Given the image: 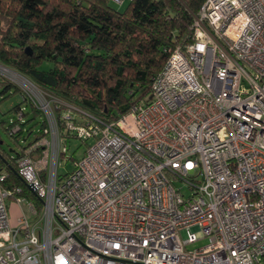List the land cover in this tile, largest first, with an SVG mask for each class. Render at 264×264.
<instances>
[{"label": "built area", "instance_id": "built-area-1", "mask_svg": "<svg viewBox=\"0 0 264 264\" xmlns=\"http://www.w3.org/2000/svg\"><path fill=\"white\" fill-rule=\"evenodd\" d=\"M192 26L148 100L99 126L65 115L91 143L64 174L52 100L5 75L49 138L17 162L39 213L16 198L10 222L0 173V264H264V0H204Z\"/></svg>", "mask_w": 264, "mask_h": 264}, {"label": "trees", "instance_id": "trees-1", "mask_svg": "<svg viewBox=\"0 0 264 264\" xmlns=\"http://www.w3.org/2000/svg\"><path fill=\"white\" fill-rule=\"evenodd\" d=\"M203 1L0 0V65L31 80L52 100L59 157H66L72 138L86 146L89 139L70 129L65 115L72 126H99L148 100L174 47L193 40V15ZM14 93L19 100L0 113L12 143L5 149L0 140L2 183L10 190L9 204L29 200L39 213L41 199L19 175L17 162L41 155L48 122L38 104L0 73V103ZM68 157L73 167L80 158Z\"/></svg>", "mask_w": 264, "mask_h": 264}, {"label": "rangeland", "instance_id": "rangeland-1", "mask_svg": "<svg viewBox=\"0 0 264 264\" xmlns=\"http://www.w3.org/2000/svg\"><path fill=\"white\" fill-rule=\"evenodd\" d=\"M114 4L117 7H121V5L118 3H114ZM8 69L9 70H7V72L5 74L4 73L5 70L3 71V69L0 68V73L10 77L13 80H15L16 77L23 76V75L17 73L16 71H13L10 68H8ZM18 100H19V94L18 93H14V94L10 95L8 98H6L5 100H3L0 103V113L2 114L3 112H5V110H7L9 107H11L13 104H15ZM0 140H2V145H3V148H5V149H7L10 144H12L10 138L5 134V132L3 131L1 126H0ZM90 143H91V139L87 141V144H90ZM86 147H87L86 144L82 143L81 140H79L77 138H72L70 140L69 146L67 147V154H66L67 156L66 157L62 156V158H60L61 164L58 167V173L64 174L66 170L70 171L73 168V164H72V160L68 156H71L73 154V156L75 158H79L83 154ZM182 190L185 194L189 193L187 186L183 185ZM8 210H9L10 222L12 224H14L15 223V217L18 214V207L13 201H11V203L8 206ZM206 242H207L206 237H202V238H198L197 240L188 243L186 245V247L188 249H193L195 247H198L200 245L205 244Z\"/></svg>", "mask_w": 264, "mask_h": 264}, {"label": "water", "instance_id": "water-1", "mask_svg": "<svg viewBox=\"0 0 264 264\" xmlns=\"http://www.w3.org/2000/svg\"><path fill=\"white\" fill-rule=\"evenodd\" d=\"M27 186H28V188H29L30 190H32L31 187H30L29 185H27Z\"/></svg>", "mask_w": 264, "mask_h": 264}]
</instances>
